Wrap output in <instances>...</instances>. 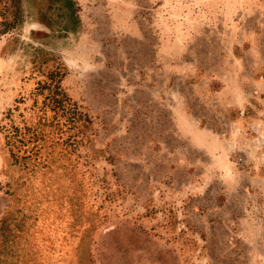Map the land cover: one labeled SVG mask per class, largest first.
<instances>
[{
  "label": "rangeland",
  "instance_id": "374dc122",
  "mask_svg": "<svg viewBox=\"0 0 264 264\" xmlns=\"http://www.w3.org/2000/svg\"><path fill=\"white\" fill-rule=\"evenodd\" d=\"M257 54L264 0H0V264H264Z\"/></svg>",
  "mask_w": 264,
  "mask_h": 264
},
{
  "label": "crops",
  "instance_id": "0c3cea01",
  "mask_svg": "<svg viewBox=\"0 0 264 264\" xmlns=\"http://www.w3.org/2000/svg\"><path fill=\"white\" fill-rule=\"evenodd\" d=\"M255 68H247L248 70L246 71L248 74H252V76L255 78L259 77V80L256 81L254 90L253 87L251 86V88L249 90H252L255 94L258 95V97L256 98V101H259L261 104H264V56L260 58L259 54H257L256 58H255ZM253 78V80H254ZM246 100V99H245ZM243 100L242 103L244 105H249L252 104V101H245ZM255 103V102H254ZM241 109V108H240ZM261 114H264V110H260L259 111ZM242 117L245 116V111L242 110L241 112ZM240 134L241 131L240 130ZM261 132V131H260ZM260 136H264V130H262L261 135ZM196 139H199V137L196 135ZM212 145V144H211ZM262 150V152L264 151V146H259ZM212 146H210V151L213 153L216 149L211 150ZM246 151V148L244 149ZM222 158L225 159V162H227V165L229 164L231 167V164L228 162L227 158L225 156H223ZM250 160V159H249ZM254 165V168H260V167H264V160H260L258 162L253 161L251 162ZM258 165V166H257ZM228 167V166H227ZM250 181L252 182V184H256L255 182L257 181L255 178L250 179ZM259 181V180H258ZM239 187H241V184H239ZM251 199H253L255 197V202L259 203L260 201L258 200V198L256 197V195L253 196H248ZM248 199H244L240 201V205L243 206L242 204L245 202L246 206L248 204ZM253 204V209L249 212H247V215L245 217V221L246 224L245 225H241V237L243 242H245V245L247 246L248 249L251 248H257L258 246L264 247V203H259L256 205ZM249 205V204H248ZM260 209H257V208ZM256 208V209H255ZM255 209V210H254ZM244 219H242L243 221ZM241 240V241H242ZM263 257H264V253H263Z\"/></svg>",
  "mask_w": 264,
  "mask_h": 264
},
{
  "label": "bare ground",
  "instance_id": "6f19581e",
  "mask_svg": "<svg viewBox=\"0 0 264 264\" xmlns=\"http://www.w3.org/2000/svg\"><path fill=\"white\" fill-rule=\"evenodd\" d=\"M198 137H199V139H197V141H198L199 143L201 142L200 137H201V138H205L203 135H200V136H198ZM211 146H212L211 150H214V149L219 148V147L221 146V144H219V141H218V140H215L214 143H213ZM221 161H222L223 166H225V167H227V166L230 167L229 164L227 165V162H225V159H224V158H222Z\"/></svg>",
  "mask_w": 264,
  "mask_h": 264
},
{
  "label": "trees",
  "instance_id": "16d2710c",
  "mask_svg": "<svg viewBox=\"0 0 264 264\" xmlns=\"http://www.w3.org/2000/svg\"><path fill=\"white\" fill-rule=\"evenodd\" d=\"M57 87L59 88V86H57ZM10 155H11V162L13 164H16L19 160L16 153L13 150H10Z\"/></svg>",
  "mask_w": 264,
  "mask_h": 264
}]
</instances>
